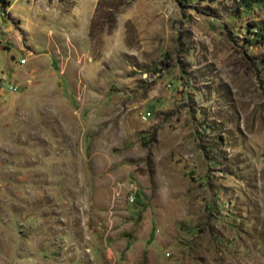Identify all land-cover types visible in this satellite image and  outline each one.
<instances>
[{
  "label": "rangeland",
  "instance_id": "obj_1",
  "mask_svg": "<svg viewBox=\"0 0 264 264\" xmlns=\"http://www.w3.org/2000/svg\"><path fill=\"white\" fill-rule=\"evenodd\" d=\"M5 1L0 264H264V0Z\"/></svg>",
  "mask_w": 264,
  "mask_h": 264
},
{
  "label": "trees",
  "instance_id": "obj_2",
  "mask_svg": "<svg viewBox=\"0 0 264 264\" xmlns=\"http://www.w3.org/2000/svg\"><path fill=\"white\" fill-rule=\"evenodd\" d=\"M0 2H1L3 8L8 6V3L5 0H0ZM256 34H258V33H256Z\"/></svg>",
  "mask_w": 264,
  "mask_h": 264
},
{
  "label": "built area",
  "instance_id": "obj_3",
  "mask_svg": "<svg viewBox=\"0 0 264 264\" xmlns=\"http://www.w3.org/2000/svg\"><path fill=\"white\" fill-rule=\"evenodd\" d=\"M0 15H1V13H0ZM146 115H147V114H146ZM148 115H149V113H148ZM144 117H145V114H144ZM144 117H143V118H144ZM129 200H130L131 203H133L134 200H135L134 195H131Z\"/></svg>",
  "mask_w": 264,
  "mask_h": 264
},
{
  "label": "crops",
  "instance_id": "obj_4",
  "mask_svg": "<svg viewBox=\"0 0 264 264\" xmlns=\"http://www.w3.org/2000/svg\"><path fill=\"white\" fill-rule=\"evenodd\" d=\"M7 12H8V9H7Z\"/></svg>",
  "mask_w": 264,
  "mask_h": 264
}]
</instances>
